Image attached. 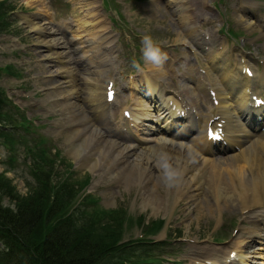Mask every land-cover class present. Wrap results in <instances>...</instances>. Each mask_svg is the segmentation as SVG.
Masks as SVG:
<instances>
[{
    "label": "rangeland",
    "instance_id": "obj_1",
    "mask_svg": "<svg viewBox=\"0 0 264 264\" xmlns=\"http://www.w3.org/2000/svg\"><path fill=\"white\" fill-rule=\"evenodd\" d=\"M75 1L78 2L77 0H0V65L7 64L8 71H13L12 74H15L14 76L12 74H5L3 75L5 78H3V76L0 78V112H2L0 117L5 116L7 112L6 117L2 121L0 120V123L2 125L13 124V121H9L7 118L9 114L20 117L17 115L20 112L18 108L16 110L11 104L4 102L3 97H6L7 94L12 96L11 100H13V102L20 103L21 107L24 108L23 111H26L27 115L36 120L37 123H32L29 127L18 124L15 128L6 130L2 135L0 134V175H2L3 171H8V176L5 177L13 180L14 184H10L11 186H16V188L12 186V192L19 194L21 197L29 195L32 187L31 185L37 184V179L35 177L39 164H41L43 169L54 179V184H56L58 180L63 181L68 178L70 180L68 182L73 185L75 195L72 200L65 202L64 211H67L66 215L70 216L71 213L75 211L76 202L79 197L80 200L82 199L81 195L83 193L86 194V197L95 200V202L99 200L98 208L101 210H125L126 219L122 221V234L119 238L123 241L136 238V236L146 232L145 230L148 231V228L145 227L143 222H137L140 216H142L146 223L164 218V227L170 230V238L173 240L171 244L163 245L164 251L169 252L170 261H175L177 264H186L190 259L187 250H191V245L195 244L198 237L204 239L206 233L210 234V232L215 230V236L220 239L229 236L231 230H228L226 234V225L224 224V226H222L224 221H221L219 217L214 218L213 214L211 215L207 212L203 217H197V210L199 209L198 207L201 206L203 198H199V200L190 203L180 199V201L176 203L174 210H171L174 204L172 198L173 194H170L168 198L169 203L166 204V209L170 211L168 213L156 212L151 205L144 203V198L142 196L144 190L139 185L131 184L129 187H126L123 183V179L120 177H117L118 179L107 178L101 180L99 176L94 174L89 168L80 167L74 156L69 153L66 136L65 133H63L64 131L67 132L68 129L64 127L62 131L59 132L57 129L58 125H55L54 122L59 117L58 113L46 111L45 108L48 106V102H42L46 99V83L43 79H39L38 76L39 71H43L45 63L39 56L37 31L32 29L30 25L23 20V15H26L28 18L29 16H31V18L36 17V21H39V19L48 21V25H52V29H59L62 22L61 19L65 17V14L72 12L76 20L83 16L84 13H80V9L75 12L72 8L73 6L77 7L83 4L86 9L90 6L81 2L74 4ZM187 1L194 2L198 0ZM150 2L151 0H109L107 3V6L113 11L114 15L112 16L116 20V29L120 27L122 32H120L121 36L118 38L116 46L120 54H117L114 62L112 60L113 58H111L110 63L112 64L105 69L104 73L109 74L110 72L113 74V77H117L121 84L126 80L125 75L127 73H125L124 69H133L135 72H138L133 65L126 62L125 56L128 54L142 56V38L140 36L151 35L157 42H162L174 47L175 43H177L175 38L178 37V32H182L180 17L174 15L172 10L169 9V6H167L168 3L166 5L161 1L159 5L156 4L155 8H157L158 13L156 15L144 9ZM239 3L240 0H229L228 2L225 0L223 3L224 5H216V0H199L192 5V17L194 19L199 17L201 24H203L207 17L211 24L218 26L219 21H226L225 17L221 16L222 12L224 15L230 14V21L236 25L237 17L235 14L241 12L237 11L241 8ZM98 4H100V1H98ZM85 12H87L86 19L90 20V25L85 28L87 31H82L77 25V31L74 32V37L80 40L81 36L88 35V38L92 37L90 40L92 41L95 39V34L97 36V31H99L100 28L97 29L96 26L94 28V24L97 22L94 11L90 10L89 15L88 11ZM117 16L120 18L118 19ZM90 33H93L92 36ZM189 33L190 32L186 34ZM13 36L19 40L17 42L20 44L19 46H14L12 42ZM136 38L140 40H136ZM140 62L141 67L148 69L147 63H145L142 58ZM164 66L169 69L168 64H164ZM167 72L172 76L169 70H167ZM85 73L86 72L83 71L79 74L82 75ZM12 86L29 88L32 92L31 98L28 100L22 99V96L19 97V94L9 89ZM199 92L202 94L201 91ZM127 94L128 92L125 93V95ZM195 94L194 90L192 93H189L192 98ZM34 100H37V102ZM136 136L139 138L146 137L142 131H138ZM40 140L44 141V150L41 152L46 155L47 158L45 160L32 154L33 151H35V147H33L32 150L26 151L25 149L26 147L29 149L30 145L33 146L35 142L41 144ZM36 143L35 145L37 146ZM49 153L52 156H49ZM49 159H52L50 161L51 164L47 165L45 161H49ZM37 160L39 164H37ZM31 163L33 164L31 165ZM222 168L225 169V167ZM27 179L31 181L34 180L36 183L26 184ZM98 179L101 180L100 187H96V180ZM1 180L2 179H0V182ZM5 186V183L4 185H0V196H4L3 200L5 204L9 203L15 206L18 203V198H16L17 195H14V198L3 194ZM160 188L162 193L165 194L166 187L162 186ZM51 194L53 195V193ZM164 196L166 197V194ZM229 207L228 211L230 214L236 211L233 205ZM73 218L78 220L76 216H73ZM234 218L236 219L235 216ZM234 222L235 221H232V226ZM162 225L163 223L161 226ZM161 226L159 228H161ZM152 236L151 233L147 232V236L140 240L139 245L141 250L140 247H135L132 250L131 246L126 245V242H122L123 244L120 247H127L129 251V257L127 259L131 261L130 264H135L134 261L137 260V256L141 254L142 249L146 250L149 248V245H154L153 242H151ZM175 237H181L182 239L174 240ZM161 238H163L162 231L159 233L157 232L153 239L159 240ZM206 239H210V237ZM228 240V243H230L232 238ZM257 244L261 243L259 242ZM153 250L156 251L157 246L149 251ZM111 254H113L112 251ZM155 254L158 255L157 252H155ZM118 259L119 258H116V260ZM176 263L173 262L171 264Z\"/></svg>",
    "mask_w": 264,
    "mask_h": 264
},
{
    "label": "bare ground",
    "instance_id": "obj_2",
    "mask_svg": "<svg viewBox=\"0 0 264 264\" xmlns=\"http://www.w3.org/2000/svg\"><path fill=\"white\" fill-rule=\"evenodd\" d=\"M77 1L74 4L81 2L86 5V0ZM157 1L153 0L150 3L151 5L148 4L144 9L157 15V8H155ZM246 2L252 4L250 0ZM91 3L93 4V2ZM82 5L81 12L84 13L86 9ZM86 16L85 12L78 21L79 28L82 31H87L85 28L90 25V20L86 19ZM179 16L180 20H183L184 16L182 14ZM23 20L37 31L39 56L45 63L43 71L40 70L38 76L46 83V99L42 102H48V106L45 108L46 111L58 113L59 117L54 122L55 125H58L59 132L64 127L68 129L67 132L64 131L63 133L66 136L69 153L74 156L80 167L89 168L99 176V179H116L120 177L126 187L131 184L139 185L144 190L142 194L144 203L151 205L156 212L168 213L170 211L166 209L170 194H173L174 202L171 210H174L180 199L190 203L203 198L201 206L197 210L198 218L203 217L206 212L214 215L222 195L226 206L230 203L236 205L242 195L252 205L264 202V137L250 138L247 144L243 145L227 161L229 163L226 164L224 175H219V173L221 174L220 168L222 165L214 163L216 159L207 158L201 153L200 143L205 141L204 139L199 138L193 143H188L169 137L165 133H159L148 138L146 145L141 142H122L118 139H110L108 137L109 132L105 127L108 103L105 101L106 84L102 74V63L106 59L101 53L105 54L106 52L107 55H111L110 48L114 44L110 42L112 41L110 33H106L105 37H101L98 33L97 37L95 34L94 40L96 42L90 41L92 37L88 38V35L81 36L80 39L82 40L77 42V47L83 45L88 47V50H85L79 57L77 55L73 57L70 53L73 46L54 32L55 30L50 27L51 25H48V21H42V19L36 21V17L31 18L29 16L28 18L26 15H23ZM185 24V20L180 21L182 28ZM245 24L248 28H252V19L246 17ZM92 34L90 33L91 36ZM181 37H183L182 32H178V37L175 39ZM90 42L94 44L92 45ZM105 47H107L106 50H104ZM83 55L87 57L89 62L85 63L86 67H84V64L78 63V59ZM253 67L257 69V65ZM83 71L86 73L79 74ZM142 75L145 78L147 77L146 74ZM224 77H227V73L224 74ZM147 81L149 90L152 93L156 90L162 98H165L164 89L160 87L159 90L157 82H153L148 77ZM248 81L247 79L246 82ZM259 81L260 83L264 82V74L260 75ZM235 83L234 81L233 87ZM137 89L139 90L138 87ZM246 100L247 98L242 94L234 100H227V102L225 98H221L219 111H215V113L223 112L221 119L226 116L234 133L238 131V125L232 119L240 111H243ZM158 105L156 114L159 117H166V113L162 110L164 108L162 102L159 101ZM228 108L232 110V117H230L231 110ZM215 113H212L210 117ZM133 116L135 121L139 122L140 119L147 118L150 115L138 111ZM142 122L140 121L139 125ZM164 125L168 126L166 123L163 124V127H165ZM246 134L247 132L241 129L238 135ZM231 136L235 137L236 135L232 134ZM234 150H236V145H234L232 151ZM162 157H166L168 162L181 172L179 180L175 182V186L172 188L166 187L161 179L162 171L159 164L163 163ZM198 159L201 164H199ZM222 177L224 178V184L220 181ZM99 179L96 181L100 182ZM162 186L166 187V197L161 191L160 187ZM202 189H204V192ZM248 193L251 194L250 198L246 197ZM247 228L251 230L249 235L245 237L241 233L240 236L241 240L246 241L247 244H251V241H247L248 238L264 234L263 222L250 224ZM237 244L238 247L234 249L237 255L233 260L230 259L231 253L225 257L223 251H217L215 255H211L215 252L211 248L202 249L195 252V254L200 256V252L204 253L205 257L210 259L207 264H248L246 262L248 257L246 258L242 251L241 241ZM254 257L264 259V253L260 252L258 257ZM256 263L263 264L264 261L255 262L254 264ZM191 264L195 263L192 261Z\"/></svg>",
    "mask_w": 264,
    "mask_h": 264
},
{
    "label": "trees",
    "instance_id": "obj_3",
    "mask_svg": "<svg viewBox=\"0 0 264 264\" xmlns=\"http://www.w3.org/2000/svg\"><path fill=\"white\" fill-rule=\"evenodd\" d=\"M36 173L37 184L28 183L27 196L13 193L11 181L0 182L6 185L3 194L18 198L14 206L0 196V264L130 263L127 247L116 245L124 220L118 211L86 212L78 205L67 216L64 206L75 195L73 185L68 180L54 184L41 164Z\"/></svg>",
    "mask_w": 264,
    "mask_h": 264
},
{
    "label": "clouds",
    "instance_id": "obj_4",
    "mask_svg": "<svg viewBox=\"0 0 264 264\" xmlns=\"http://www.w3.org/2000/svg\"><path fill=\"white\" fill-rule=\"evenodd\" d=\"M177 43L186 46L190 44L187 38L183 37L178 38ZM141 44L142 60L145 63L151 64L157 69L162 70L168 56L167 53L162 50L160 44L151 35L143 36ZM133 67L138 71L141 70L140 63L135 59H133ZM161 160L163 161V163L159 164L162 171L161 179L166 187L172 188L175 186V182L179 180L181 172L178 168L169 163L166 157H162Z\"/></svg>",
    "mask_w": 264,
    "mask_h": 264
},
{
    "label": "snow or ice",
    "instance_id": "obj_5",
    "mask_svg": "<svg viewBox=\"0 0 264 264\" xmlns=\"http://www.w3.org/2000/svg\"><path fill=\"white\" fill-rule=\"evenodd\" d=\"M110 100L113 99V93L109 92V97ZM234 255V254H233Z\"/></svg>",
    "mask_w": 264,
    "mask_h": 264
}]
</instances>
